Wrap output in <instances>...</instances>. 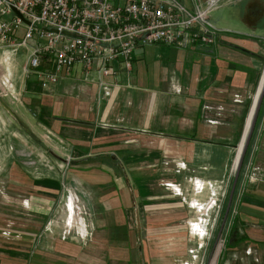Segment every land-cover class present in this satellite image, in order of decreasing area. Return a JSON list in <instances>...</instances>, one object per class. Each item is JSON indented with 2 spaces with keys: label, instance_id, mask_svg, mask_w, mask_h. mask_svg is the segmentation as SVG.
<instances>
[{
  "label": "crops",
  "instance_id": "crops-1",
  "mask_svg": "<svg viewBox=\"0 0 264 264\" xmlns=\"http://www.w3.org/2000/svg\"><path fill=\"white\" fill-rule=\"evenodd\" d=\"M227 3L236 27L220 28L211 45H138L131 68L115 62L118 75L102 88L80 66L43 88L37 74H23L21 49L0 47V108L25 134L0 128V264L186 260L193 235H203L193 203L226 178L262 64L264 0ZM258 77L233 158L257 107L264 61ZM258 136L219 264H264V123ZM233 168L232 159L230 182Z\"/></svg>",
  "mask_w": 264,
  "mask_h": 264
},
{
  "label": "built area",
  "instance_id": "built-area-1",
  "mask_svg": "<svg viewBox=\"0 0 264 264\" xmlns=\"http://www.w3.org/2000/svg\"><path fill=\"white\" fill-rule=\"evenodd\" d=\"M226 1L190 0L188 6L180 0H0V47L28 50L23 72L37 74L43 88L70 75L73 66L85 76L96 74L102 88L103 78L117 77L115 62L131 68L138 45H211L222 30L208 13ZM165 186L181 194L177 184ZM202 205L193 203L198 222Z\"/></svg>",
  "mask_w": 264,
  "mask_h": 264
},
{
  "label": "rangeland",
  "instance_id": "rangeland-1",
  "mask_svg": "<svg viewBox=\"0 0 264 264\" xmlns=\"http://www.w3.org/2000/svg\"><path fill=\"white\" fill-rule=\"evenodd\" d=\"M184 3L188 6H190L189 1L188 0H183ZM233 7L232 4H229L226 2L221 3L220 6L211 9V11L208 13V19H210L211 23L213 22L218 28H224L228 25L230 26H235L233 24V22L231 21V18H229V8ZM228 9V11H227ZM236 27V26H235ZM238 29V28H236ZM240 31H244L247 32L248 30L243 28ZM257 34L259 35H264V31L261 28H257ZM22 34V28H20L17 31V36L20 37V35ZM235 36H241L238 34H235ZM264 41V40H263ZM263 49H262V55L264 56V44L262 45ZM21 52L23 54L22 59H21V64H23L27 57H28V50H25L24 48H21ZM263 59H262V64L260 66V69L258 70L257 73V80L256 83H254L253 88L251 89V93H250V97L248 99V103L246 104V109L244 111V115L242 116V122L241 124H239L238 128H237V132H236V138L233 140L232 142V154H231V158L228 164V172L226 175V178L224 179V182L222 183L220 189H217V191H213L212 195H209V197L206 199V201H203V209H202V216H200V227L203 230V235L201 237L196 236L195 234L193 235V242L192 243V247L190 248V251L188 253V255L186 256V260H183V256H178V255H174V256H169L171 257V260L175 263V264H218L220 262V259L222 258L221 253L224 250L225 244L227 243L226 239L230 233V229H231V223H232V219H233V215L236 213V204L237 201L239 200V198L243 195L242 193H244V191L246 190L247 187V183L248 180H251L250 174H251V167H252V162H253V158L254 155L256 153V148L258 146V135H259V131L261 130L263 123H264V94L263 97L261 99L260 102V108L258 111V115L256 117V122L254 125V128L251 132V138L249 140L248 146L246 147V152L245 155L243 157L242 163H241V169H240V173L238 175L236 184H240L238 186V189L236 188V186H234L235 188H233V190H235L237 193H235L233 202H232V206H228V209L230 207L231 211L229 213V216L226 220V224L224 227V230L222 232L221 235V239L215 249V253L213 256L212 255V251L215 247V244L217 241L216 240V236L219 230H221L222 228V222L224 219V215L226 216L227 214L225 213V207L227 205V201L229 198V191L231 189V186L233 184V179L235 176V173L238 169V164L242 158L243 155V150L245 147V142L247 140L248 137V132L250 130L251 127V123H249L247 131H246V137L244 142L242 143V145L240 146V150L237 152V154L234 156V148L236 147L239 139H240V133H241V129L243 127V123H244V116L246 115V112L249 108V103L251 100V97L254 93V90L257 86L258 83V79H259V74L263 65ZM24 74V72H23ZM260 96V95H259ZM259 98V97H258ZM257 98V101H258ZM257 103V102H256ZM14 108L17 109L18 113H20L22 115V117L26 118L28 121H33V115L28 112V110L25 107H20L18 105L13 104L12 105ZM256 107L253 111L252 114V119L255 113ZM8 118H6V117ZM0 128L2 131L6 132V131H13L15 133V135H20V137H23L25 134L22 131L21 128H19L16 125V121L15 119L12 117V115H10L9 113L6 114L4 113V111L2 110V108H0ZM32 141V140H31ZM233 159V163H234V168L232 171V175H231V182L230 180V173H231V162ZM232 190V191H233ZM232 195V192H231ZM71 198V197H70ZM70 198H69V202H70ZM68 202V203H69ZM200 204V203H199ZM69 205V204H68ZM76 210V209H75ZM228 213V212H227ZM198 217V214H197ZM197 217H194V220H197ZM191 231V230H190ZM235 255V254H234ZM231 256V255H230ZM236 257V255H235Z\"/></svg>",
  "mask_w": 264,
  "mask_h": 264
},
{
  "label": "water",
  "instance_id": "water-1",
  "mask_svg": "<svg viewBox=\"0 0 264 264\" xmlns=\"http://www.w3.org/2000/svg\"><path fill=\"white\" fill-rule=\"evenodd\" d=\"M18 14V13H17ZM260 96H259V98H258V101H257V104H256V110H255V113H254V116H253V119H252V125H251V130H250V132H249V134H248V138H247V140H246V143H245V147H244V155H245V149H246V146H247V143H248V141L250 140V135H251V132H252V130H253V128H254V125H255V119H256V116H257V113H258V110H259V108H260V102H261V99H262V97H263V94H264V83H263V85H262V87H261V89H260ZM17 120H18V118H17ZM19 122V121H18ZM20 123V122H19ZM244 155H242V158H241V160H240V162H239V164H238V166H239V168H238V170H237V172H236V174H235V176H234V179H233V184H232V186H231V189H230V191H229V198H228V201H227V205H226V207H225V210H226V214H227V212L229 211L228 210V206L230 205V201H231V198H232V195H231V192H232V190H233V188H234V186H235V184H236V177H237V175H238V172H239V169H240V164H241V162H242V160H243V157H244ZM225 215H224V219H223V222H224V220H225ZM222 222V223H223ZM222 229V228H221ZM220 231L221 230H219L218 231V233H217V236H216V240H217V238H218V236H219V234H220ZM215 240V241H216Z\"/></svg>",
  "mask_w": 264,
  "mask_h": 264
},
{
  "label": "bare ground",
  "instance_id": "bare-ground-1",
  "mask_svg": "<svg viewBox=\"0 0 264 264\" xmlns=\"http://www.w3.org/2000/svg\"><path fill=\"white\" fill-rule=\"evenodd\" d=\"M259 111V110H258ZM257 115H258V113H257ZM257 117V116H256ZM256 120V119H255ZM251 125H252V123H251ZM250 130H251V128H250ZM250 130H249V132H250ZM248 132V133H249ZM248 138V137H247ZM251 138V137H250ZM246 143V142H245ZM248 143H249V141H248ZM248 143H247V146H248ZM246 146V147H247ZM246 150V149H245ZM246 152V151H245ZM243 155H244V152H243ZM242 163V162H241ZM240 166H241V164H240ZM242 167V166H241ZM241 167H240V169H241ZM238 168H239V166H238ZM240 169H239V172H238V175H239V173H240ZM238 170V169H237ZM237 172V171H236ZM236 174V173H235ZM238 175H237V177H236V180L235 181H237V178H238ZM236 185H238V184H235V186ZM235 188V187H234ZM236 188H237V186H236ZM235 190H233L232 191V198H231V201L233 202V199H234V196H235ZM230 201V206H232V202ZM231 208L232 207H230L228 210V213H227V215H226V217H225V220H224V222L222 223V229H221V231H220V234H219V236H218V238H217V242H216V244H215V247H214V249H213V251H212V255L211 256H213L214 255V251H215V249H216V247H217V245H218V243H219V241H220V239H221V235H222V232H223V230H224V227H225V224H226V220H227V218H228V216H229V213H230V211H231Z\"/></svg>",
  "mask_w": 264,
  "mask_h": 264
},
{
  "label": "trees",
  "instance_id": "trees-1",
  "mask_svg": "<svg viewBox=\"0 0 264 264\" xmlns=\"http://www.w3.org/2000/svg\"><path fill=\"white\" fill-rule=\"evenodd\" d=\"M262 59L264 60V56H262ZM240 184L238 183V186H239ZM238 186H237V189H238ZM236 192V191H235ZM237 193V192H236ZM243 194V193H242ZM238 205V204H237ZM219 264V263H218Z\"/></svg>",
  "mask_w": 264,
  "mask_h": 264
}]
</instances>
